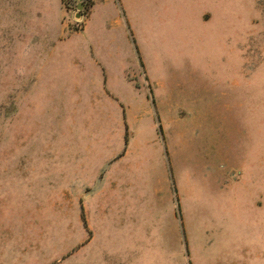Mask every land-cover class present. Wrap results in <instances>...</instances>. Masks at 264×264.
<instances>
[{"label": "rangeland", "instance_id": "obj_1", "mask_svg": "<svg viewBox=\"0 0 264 264\" xmlns=\"http://www.w3.org/2000/svg\"><path fill=\"white\" fill-rule=\"evenodd\" d=\"M0 264H264V0H0Z\"/></svg>", "mask_w": 264, "mask_h": 264}, {"label": "crops", "instance_id": "obj_2", "mask_svg": "<svg viewBox=\"0 0 264 264\" xmlns=\"http://www.w3.org/2000/svg\"><path fill=\"white\" fill-rule=\"evenodd\" d=\"M132 202H134V204H132ZM152 202H154V205H156L157 207L161 209L160 213L157 212L159 214V218L157 219L159 223L157 226H154V227H151L150 225L148 226L147 223L146 224L143 223L141 228L145 232H143L142 234L139 231V233L137 234L138 232L137 221L138 220H136V217H130L129 220L125 218V215H127L125 213V210L128 207L129 209H131L130 210L131 212H129L128 214L130 216H133L135 214L137 217L144 216L145 218H150L151 215L153 214V213L151 214L150 212L151 210L150 204H152ZM175 205L176 204L171 199H159V198H151V199L148 198V199H138V200L137 199L135 200L123 199L120 201L114 200L113 203L111 202L109 205H106L108 206L107 208L99 209L98 214L100 216V219L105 217L106 221H108L109 219H110V222L112 221L111 223L105 226H102V227L108 228L112 226L113 231L117 230V228L119 229V231L120 229L127 230L129 232V236H131L130 239L132 243L138 244L141 246H146V243L148 244L149 242L151 243L155 240L153 238L156 237L159 239V237L161 236V229L163 226L167 227V225H169L175 228L176 230V226H177V222L175 219L176 216L174 217V213L176 212ZM171 219H172V223L169 222ZM115 220H121L119 227H118V224L114 222ZM102 227H99V228H102ZM127 241H130V240L127 238L124 241V243H126ZM152 251L153 250H151L150 252ZM144 253L146 252H143V254ZM135 259L137 260L138 258L135 257Z\"/></svg>", "mask_w": 264, "mask_h": 264}, {"label": "water", "instance_id": "obj_3", "mask_svg": "<svg viewBox=\"0 0 264 264\" xmlns=\"http://www.w3.org/2000/svg\"><path fill=\"white\" fill-rule=\"evenodd\" d=\"M82 7L81 3L78 5V8L80 9Z\"/></svg>", "mask_w": 264, "mask_h": 264}]
</instances>
